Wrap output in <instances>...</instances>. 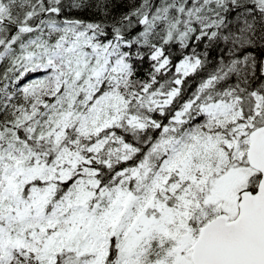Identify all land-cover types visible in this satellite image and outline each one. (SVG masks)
<instances>
[{"label":"snow or ice","instance_id":"6c2138e0","mask_svg":"<svg viewBox=\"0 0 264 264\" xmlns=\"http://www.w3.org/2000/svg\"><path fill=\"white\" fill-rule=\"evenodd\" d=\"M0 264H264V0H0Z\"/></svg>","mask_w":264,"mask_h":264}]
</instances>
